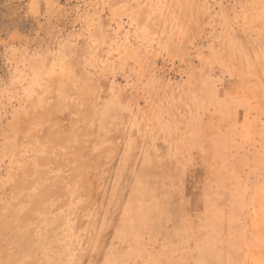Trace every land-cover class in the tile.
I'll list each match as a JSON object with an SVG mask.
<instances>
[{
    "label": "rangeland",
    "instance_id": "1",
    "mask_svg": "<svg viewBox=\"0 0 264 264\" xmlns=\"http://www.w3.org/2000/svg\"><path fill=\"white\" fill-rule=\"evenodd\" d=\"M0 264H264V0H0Z\"/></svg>",
    "mask_w": 264,
    "mask_h": 264
}]
</instances>
